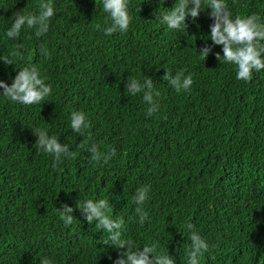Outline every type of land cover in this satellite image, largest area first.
<instances>
[{
  "label": "trees",
  "instance_id": "trees-1",
  "mask_svg": "<svg viewBox=\"0 0 264 264\" xmlns=\"http://www.w3.org/2000/svg\"><path fill=\"white\" fill-rule=\"evenodd\" d=\"M175 2L130 0L129 30L109 36L96 27L105 20L102 0H53L49 32L36 38L27 29L13 41L6 36L13 14L38 11L39 0H0V56L25 46L17 67L0 60V80L11 84L20 67L35 64L53 86L39 105L0 97V264H39L46 256L54 264H114L119 251L77 206L99 198L110 201L108 215L124 219L125 238L137 247L159 242L176 264H186L189 222L211 245L200 264H264V70L243 81L217 58L222 45L199 55L212 45L211 9L188 17L186 31L168 30L157 13ZM228 3L234 15L264 17V0ZM167 68L191 73V90L177 92L163 79ZM144 75L160 92L152 116L142 93L125 90L127 79ZM73 110L89 117L83 135L70 128ZM44 127L75 155L54 166L34 146ZM92 143L117 154L94 161ZM145 184L152 186L143 205L150 219L141 225L132 197ZM64 203L75 209L72 225L56 210Z\"/></svg>",
  "mask_w": 264,
  "mask_h": 264
},
{
  "label": "clouds",
  "instance_id": "clouds-1",
  "mask_svg": "<svg viewBox=\"0 0 264 264\" xmlns=\"http://www.w3.org/2000/svg\"><path fill=\"white\" fill-rule=\"evenodd\" d=\"M164 2V0H163ZM105 15L104 24H97L105 35L114 33H126L133 21L132 5L130 0H102ZM141 5L137 8L140 12ZM38 11L22 9L16 11L11 18V24L6 27V36L16 41L23 31L31 29L36 38L45 36L50 29L51 21L57 12L53 0H39ZM211 9L213 22L210 25V36L212 45L205 44L200 48L199 55L205 59L213 51L214 45L223 46V55L216 53L217 58L224 63L231 64L236 69V78L243 81H251L253 73L264 70V17L259 13H251L246 16L233 13L229 7L228 0H176L172 8L159 9L157 13L158 23L166 25L168 30L186 31L188 17L193 19L200 15L201 10ZM24 44L15 43L7 57L0 56L7 64H15L24 59ZM44 56L50 52L46 45L41 46ZM186 69H180L175 74L167 68L163 77L173 86L177 92L191 90L194 83L193 75L187 73ZM47 77L42 74L41 69L32 64L20 67L12 79L11 84L0 80V89L3 90L0 97L23 106L39 105L45 101L53 92L51 83L46 82ZM153 79L144 75L142 78H129L125 84V90L131 95L141 94L143 100L148 104L147 115L152 116L159 111V103L155 97L160 95L155 87ZM91 127L89 117L85 111L73 110L70 113V128L73 132L84 134ZM38 139L35 148L54 158V166L62 163L65 159L75 155L68 143H61L59 137L50 135L46 127L37 128ZM87 141L82 142V146ZM91 159L100 161L108 159L117 154L115 147L108 152L102 153L96 143H92L88 149ZM151 184L138 187L132 199L137 205L135 212L138 214L141 225L148 219L149 213L143 207L150 198ZM78 208L89 224L96 222L106 233L103 243L115 247L119 255L114 264H176L169 251L159 246V242H149L142 247H137L131 238H125L123 218H113L107 214L110 201L107 198L85 199L78 201ZM63 219L65 225H72L76 218L73 213L75 209L64 203L61 208L56 209ZM189 232L188 243L185 248L186 264H200L205 253L211 245L195 225L191 222L186 224ZM39 264H54L50 257H44Z\"/></svg>",
  "mask_w": 264,
  "mask_h": 264
}]
</instances>
